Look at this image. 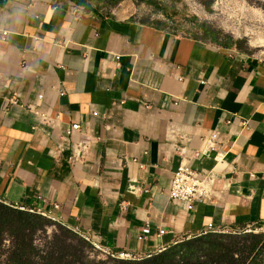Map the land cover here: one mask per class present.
Wrapping results in <instances>:
<instances>
[{"label":"crops","instance_id":"0c3cea01","mask_svg":"<svg viewBox=\"0 0 264 264\" xmlns=\"http://www.w3.org/2000/svg\"><path fill=\"white\" fill-rule=\"evenodd\" d=\"M136 14L127 0H0V199L113 254L264 227V60ZM183 163L215 177L193 210L169 196Z\"/></svg>","mask_w":264,"mask_h":264},{"label":"rangeland","instance_id":"374dc122","mask_svg":"<svg viewBox=\"0 0 264 264\" xmlns=\"http://www.w3.org/2000/svg\"><path fill=\"white\" fill-rule=\"evenodd\" d=\"M127 1H133L136 4V15L142 20L160 21L177 33L192 36L204 42H214L236 53L264 60V0ZM53 222L56 225L44 227L34 235V245L42 254L49 253L51 244L58 237L69 252L72 251L68 255L67 264H121V262L131 261L119 259L118 255L113 257L96 248L81 233ZM216 234L218 236H213L212 239L229 248L225 252L227 255L230 254L227 256L229 259L236 260L237 264H264V227H249L242 231L226 230ZM255 236H258V239ZM199 238L201 237L189 240ZM189 240H182L178 244ZM257 241L259 244L253 250ZM15 247L16 240L8 234L4 235L0 246V264H8V257ZM155 255L159 254H153ZM199 258L203 263L225 264L220 262V258L210 260L204 253H200ZM146 259L149 258L144 257L137 262Z\"/></svg>","mask_w":264,"mask_h":264},{"label":"trees","instance_id":"16d2710c","mask_svg":"<svg viewBox=\"0 0 264 264\" xmlns=\"http://www.w3.org/2000/svg\"><path fill=\"white\" fill-rule=\"evenodd\" d=\"M53 225L56 224L50 219L0 203V246L4 235L8 234L16 240V247L8 257V264H67L68 255L72 251L69 252L60 238L56 237L47 254H42L34 245L35 233L44 227ZM216 235L218 236V234L203 236L204 238L201 236L199 239L177 244L142 262L129 261L121 262V264H213L212 262L203 263L199 258L200 253L206 254L210 260L220 258V262L225 264H237L236 260L227 257L230 254H225L229 248L212 239ZM255 238L258 239V236ZM258 244L257 241L253 250Z\"/></svg>","mask_w":264,"mask_h":264},{"label":"built area","instance_id":"2783aa9c","mask_svg":"<svg viewBox=\"0 0 264 264\" xmlns=\"http://www.w3.org/2000/svg\"><path fill=\"white\" fill-rule=\"evenodd\" d=\"M119 59V57H118ZM63 96V94H62ZM43 96H40V99H42ZM94 116H97L98 113L94 112ZM246 124V123H244ZM81 130V126L79 124H74L71 126V128L67 131V138H71L76 132ZM216 143H215V137L214 139L209 141V149L204 151L202 156L210 158L211 157V151L215 150ZM201 156L198 154V157ZM71 162H74V159H71ZM215 177L211 174L208 173L205 170L202 169H195L189 164L183 163L179 170L175 173L172 184H171V189L169 191V196L172 200L174 201H180L184 203H188L190 205V209L193 210L195 208L196 203H204L207 200H209L210 197V187L212 186V183L215 182ZM138 190L137 187L131 186L130 191L131 192H136ZM146 192H149V190H145ZM0 203L6 204L7 206H10L11 208L18 209L20 211H25L29 212L32 214H38L41 215L45 218H48L52 221L56 222V218L53 216L52 212H46L42 210H36V209H30V208H25V207H19V206H14V205H9L5 203L2 199H0ZM60 206L55 205V210H59ZM76 233H81L82 236H84L88 241L92 242L93 245L100 249L103 250L104 252H107L111 254L113 257H116V255L119 256V259H124V260H131V261H137V260H143L144 257L139 256V255H134L129 252H122L119 254H113L110 253L107 249H105L99 241L94 239V237L89 234V233H84L80 229L73 230ZM219 233L218 231H209L208 233L204 234H216ZM151 234V229L150 227H147L144 230V237L147 239V236ZM164 235V231L160 230L158 236L162 237ZM167 248L160 249L157 253L160 254L164 251H166ZM156 253V254H157ZM153 257L152 255L147 256L146 258H151Z\"/></svg>","mask_w":264,"mask_h":264}]
</instances>
